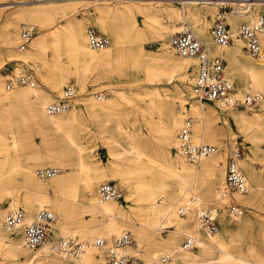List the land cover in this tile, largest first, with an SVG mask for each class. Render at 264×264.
Here are the masks:
<instances>
[{
  "label": "bare ground",
  "instance_id": "6f19581e",
  "mask_svg": "<svg viewBox=\"0 0 264 264\" xmlns=\"http://www.w3.org/2000/svg\"><path fill=\"white\" fill-rule=\"evenodd\" d=\"M25 1L27 0L4 2L0 4V9ZM261 1L264 0H214V2L221 5H226L227 3L230 4L229 6H232L234 4L232 6V11L238 14L237 16H240L235 22L238 20H247L248 17L253 14V5L264 4V2ZM180 2L204 3L208 2V0H181ZM242 4H244L246 8H244ZM234 7H236L237 10ZM198 13L199 12H192L190 10H183L181 12L171 10V12L166 15V17L170 18L169 20L153 22L154 24L150 26L145 23L146 25H144V27L135 25L131 20L128 21V24L123 20H103L101 27L103 31L107 33L111 42L102 48H94L88 44L86 35L87 30L85 31L84 26L76 25L72 30L70 37V52L75 58L74 62L76 66L74 69H71L70 66L66 67L65 72H61L60 68L58 66L56 67V72L52 76V84H50L54 91L59 90L65 81H69L70 76H72L73 81L78 82V80H82L80 78L81 75L83 76L86 72H90L93 69L109 75H123L127 74V67H130L132 69L135 68L134 70H137L141 78L145 77L152 79V84H150L148 88L151 89L154 94L150 98H146L145 96L134 98L127 93L115 92L111 88H108V96L102 94L95 95V98L99 99V101H94L92 98L86 101V99L82 97H74L73 104L68 108L59 113L48 114L45 110V106L49 99V93L46 90H41V92L40 90L38 91V88H36V85L34 86L32 80L25 84H16L14 82L13 86L8 89L6 88V84L3 85L0 81V125L8 123L10 126L11 124L9 120L6 119V108L8 107L3 106L1 102L5 101L8 103L6 105L10 106L12 103L15 104L19 101H24L25 97L32 96L33 99L30 100L32 105L30 106L29 117L32 119L34 126L43 133V143L50 147L49 154L52 156L50 158L48 155V159H58L57 154H61L62 157H67L72 154L74 164L77 165L74 171H72L76 172V181L78 184L82 182L83 192L86 193L84 194V196H86L83 197L82 200H78L79 187L68 174H62L44 182L34 180L30 175L31 169L22 162V157L17 149L16 132H14L12 126H10L7 135H0L1 143H3L0 147V184L13 181L14 177L12 174L18 173L22 175L20 180L21 185L13 189V191L8 187H0V199L3 194L9 195L8 209L14 210L17 207H22L24 221L26 222L31 221L40 209L47 208L55 213V219L53 220L55 221V225H58V223H61L63 226L65 225L62 229L65 230L66 233H73V235H78L80 233L81 240L85 242L86 246L78 255L59 253V255H63L60 257L49 252L52 244L49 246L44 240L39 246L37 245L34 247V251L28 254L25 248V246H28L23 240V228L22 241L17 240L15 237H13L12 241H6L3 238V230L7 231L11 229L7 228L5 225V210L0 209V221L4 218L2 227L0 222V255L5 249L9 252L8 257H13L4 261V258H0V264L12 260L15 262L11 264H29L32 261H35L36 264H106L104 256L105 248L94 245L93 241L97 237L106 240L112 237V235H119L124 231L125 226L118 225L112 217L117 213L118 209L115 199L103 200L92 192L93 183L96 179L91 174L92 169L88 170L85 167L86 163L83 161L82 155V150L84 149L83 145L88 141L90 136L92 138L98 136L104 138V142L108 149H111L112 146L118 143L124 144L121 143V139L126 143V145H122V152L116 154H113V152L112 154H128L129 157L127 156V159L134 161L141 171L138 177L129 176L128 178L127 176L125 178L121 176L120 178L118 177V179L122 182H128L130 184V190L138 186L140 192H145L147 194L140 199L142 207L145 208L147 214L145 221L142 223H144L148 230L152 232V230H156L158 227L166 228L168 227V225H166L167 223L173 222L176 225L174 232H183L181 230L182 227L191 231L188 236L194 239L197 249L190 250L186 249L183 245L178 246L174 253L175 258L185 264H208L212 260L216 261L217 264H264V254L256 251L253 246L248 247L246 251H241L236 247L235 242L237 240L235 238L236 231L234 228L240 224L242 214L240 209L236 214L229 215L232 217L230 219L233 223L231 228L223 225V227L215 233L214 231L210 232L199 228L198 216L201 209H203V203H208L217 197V191L214 189L218 184L216 172L220 167L219 160H217L216 157L217 155H214L217 150L210 155L194 160L197 161L196 164L188 163L179 154H176L173 160H167L171 167L176 169H171L170 166H165L163 164L157 167V165L151 162L152 157L144 142V139L148 137H139L134 133V125L138 121H146V123L149 124V129H162L163 133L161 139L165 143L170 145L177 142L175 140V132L181 125L184 115L173 110V100L164 101L162 93H160L162 92V85L160 84H165L168 81L169 77H166L167 68H169L171 72L177 70L181 77V84L177 88V93L180 94V104L183 106V102L189 98L192 91L193 78L191 79L189 77L188 70L190 65L195 66L196 56H181L179 54L178 57L175 56L172 50L175 53L176 51L170 45L169 36L167 35L186 30L190 28L188 22H190V25L192 23L191 31L195 35L197 33L201 37L202 43L207 45H204L206 47L204 49H207L212 54L221 56V58L225 60V66H223L224 74L231 77L233 80L237 77L241 81L242 87H235L236 92L234 96L242 98L244 94L248 93L257 98L256 102L259 106V109L255 112L247 114L242 110L236 109L235 105L227 106L221 102L212 103H216V105H220L221 107H230L228 115L221 117L216 115L217 111L215 112V109L208 106L209 103L199 104L193 98L192 94L189 108L190 114L193 117L192 140L195 143L212 140L213 138L206 139L208 133L212 134L214 132L215 134L216 128L211 127V122L216 120L217 122H221L232 137V139L230 138L232 140L230 142V147L233 151L234 159L239 168H242L240 169L241 171L243 170L242 173L247 182V194L245 193L246 191L244 192L245 194L238 191L230 192L233 201L247 205L255 199L264 204V173L260 175L256 173L248 156L241 159L238 158L233 141L235 134L232 130L233 127H231L234 125L239 133L244 136L246 135L245 137L249 138L252 144L256 146L264 143V56L260 57L262 52H264V48L262 47L259 55L255 56L258 57L256 59L254 56L248 54L245 49L244 52L250 57L243 55L240 44V41L243 42V40L239 35L238 26H236L237 30L235 29V33L233 35L231 34V43L225 45L213 44L209 31V22L203 13ZM107 14L108 12L106 13L107 17L113 16V18H115V13L109 12V14ZM36 15L38 14L36 13ZM213 15L215 16L216 14ZM38 16L46 18L51 16V13L45 11ZM128 17L130 18L129 15ZM175 20L179 21L178 24H175ZM192 29L196 31V33ZM16 30L17 28L11 22H8L5 26L3 39L4 45L9 53L16 50L14 47L20 39V36L18 38L16 35ZM144 31H148L156 40H164L167 38L168 45L164 46V52L158 55V59L163 65L160 66L157 63L145 65L138 59L130 60L129 62L121 60L125 50L120 48L118 44L127 38L136 40ZM49 37L51 42L57 40L56 28L49 33ZM43 41L44 37L34 38L29 43L25 52H28L30 47H41ZM260 42L261 45L264 44V35L261 36ZM53 45L57 47L56 42H54ZM18 50L23 51L24 49L21 50L18 47ZM96 52H100V54ZM129 52H132L130 55H135L143 51L140 47L137 50H130ZM231 78L229 79L233 82ZM14 86L25 87L15 90L16 87L13 88ZM60 94L61 90L58 95L60 96ZM155 95H157V97H155ZM75 96L81 95L76 93ZM79 104H83L87 107L92 126L90 127L89 133L85 135H80V132L76 131V129L79 128L76 124ZM123 105L125 106L123 107ZM125 120H127V122ZM81 137L86 139V141H81ZM262 151L264 153V148ZM181 155L184 156L182 153ZM116 159L121 161L123 158L117 156ZM166 159L168 158L166 157ZM162 166L165 167L163 168ZM36 169H34L32 173L35 178H39L35 173ZM203 176L208 177L206 183H202L203 180H201V178ZM48 189L58 190L65 194L73 195L72 197L78 200L79 204H69L68 201L62 199L55 201V203H51L46 197ZM238 205L240 206V204ZM180 207L184 210L182 213L183 215L178 214V208ZM81 211H87L91 219L96 220L97 225L92 228L93 230L86 228L84 224L82 227L70 226L75 223L78 224V222L81 221ZM223 222L226 221L222 219V223ZM69 223L71 224L68 226ZM21 227L22 226L19 225L12 230H17ZM58 227L59 225L57 228ZM130 230L132 231L131 233H133V245H131L132 248L129 247L132 243L131 241L128 249L134 254H141V248L147 239L146 231L138 226ZM201 233L203 234V238L199 237ZM92 234L94 238L92 242H89L86 237ZM113 238H111L109 242H111ZM262 239L264 241V231L262 232ZM2 240L4 241L1 242ZM19 253L25 254V258L21 261L15 258ZM66 255L71 257L66 258ZM163 255H165V257L170 256L169 252H165ZM141 257L145 264H151L150 256L142 254ZM152 258L154 257L152 256ZM161 258L159 260H161Z\"/></svg>",
  "mask_w": 264,
  "mask_h": 264
},
{
  "label": "rangeland",
  "instance_id": "374dc122",
  "mask_svg": "<svg viewBox=\"0 0 264 264\" xmlns=\"http://www.w3.org/2000/svg\"><path fill=\"white\" fill-rule=\"evenodd\" d=\"M9 1L12 2L14 0H0V4ZM180 1L181 0H27L25 2L15 3L4 7L0 9V81L3 83V85H5V81L8 78H15L24 70L34 69L35 74L32 82L34 83V86L36 85L38 91L40 90L41 92V90H46L49 93V99L47 103L53 100L55 97L59 96L58 94L60 93V90L62 91V88L69 83H74L77 87L76 93L81 95L74 97H82L83 99H86V101L90 100L91 98L94 101H99V99L95 98L96 94L108 96V88H111L115 92L127 93L134 98H138L140 96L150 98L154 94L153 91L148 88L150 84H152V79L145 77L141 78V76L137 73V70H134L135 68L132 69L130 67H127V74L123 75H109L103 72L100 73L96 69H93L90 72H86V74L83 76H80L79 74L82 80H78V82L73 81L72 76H70V80L65 81V83L59 88V90L55 91L50 86V84H52V76L55 74L57 66L60 68L61 72H65V68L68 66H70L71 69H74L76 66V63L74 62L75 58L70 52L71 32L76 25L84 26L85 31L89 27L96 29L97 31L108 37L110 44L111 41L109 36L105 31H103L101 27L103 20H123L127 22L126 24H128V21L131 20L133 23H135V25L144 27V25H146L145 23L149 24L150 26L154 24L153 22L169 20L170 18L166 17V15L170 13L171 10H177L180 12L183 10H190L192 12H199L205 15V18L209 22V31L210 26L213 24V22L217 19H220L223 22L229 24V29L232 35L237 30L236 26H238L239 23L242 22V20H238L237 22H235L236 19L240 16H237L238 14H235L232 11V6L234 4L232 6H229L230 4L227 3L226 5H221L214 2V0H208V2L204 3ZM45 11L50 12L51 16L46 18H41L38 16L40 13ZM107 12L108 14L109 12L115 13V18H113V16L107 17ZM252 12L253 14L249 16L247 20L251 19L257 14H264V4L253 5ZM36 13L38 15H36ZM213 14L216 15L214 16ZM128 15L130 16V18L128 17ZM8 22L13 23V25L17 28L16 35L18 38L21 23L28 22L35 25L36 32L30 38L29 43L34 38L44 37V41L41 47H30L29 51L25 52V50L29 46L28 43L27 47L23 51H19V39L16 46L14 47L16 50L14 49L15 51L9 53L4 45L3 39L5 26ZM174 22L175 24H178L179 21L175 20ZM188 23L190 28L187 29L191 30L192 23L191 25L190 22ZM55 28L57 30V40H55L54 42H56L57 47L53 45L54 42H51V39L49 37V33ZM194 32L196 33V31ZM196 35L199 37L201 42H203L201 37L197 33ZM167 36H170V34ZM229 43H231V41ZM240 44L243 55H245L246 57H250L244 52L242 41H240ZM118 45L120 46V48H123L125 50L121 58V60H123L124 62L138 59L145 65L157 63L161 66L163 65V63L158 59V55L164 52V46L168 45V41L167 38L164 40H156L153 38L152 34H150L148 31H144L142 35L136 40L133 38H127L121 41ZM204 45L207 46L205 43H202L203 48H206ZM140 47L143 52L136 53L135 55H130L132 54V52H129L130 50H137ZM262 47L264 48V44L262 45ZM172 52L175 56L178 57L177 53H175L173 50ZM96 53L100 54V52ZM263 56L264 52H262L260 57ZM254 58L256 59L258 57L254 56ZM223 61V66H225V60L223 59ZM166 72V77H169L168 81L165 84H160L162 85V92L160 93H162L164 101L173 100L174 111H176L178 107H182L183 109L184 107H187L186 111L188 112V114H190L189 108L191 104L190 102L192 100V91L189 95V98H187L186 101L183 102L182 106L180 104V94L177 93V88L181 84L180 73L177 70L171 72L169 68H167ZM188 72L189 77L192 79L194 75V65H190ZM226 77L231 78L229 76ZM233 83L235 84V87H242L241 81L237 77L234 78ZM15 87V90H19L24 88L25 86H14L13 88ZM155 97H157V95H155ZM73 98L72 100H70V105L73 104ZM31 99H33L32 96H29L27 98L25 97L24 101H19L15 104L12 103L10 106L6 105L8 103H6L5 101L1 102L3 106L8 107L6 108V119H8L11 123L10 126H12V130L16 132L15 137L17 139V149L22 157L23 164L27 165V167L31 169L30 175L32 176V178L41 182L62 174H68L73 182L78 185V200H82L83 197L86 196H84V194L86 193L83 192L82 182H79L78 184V182L76 181V172L73 171L74 168L77 167V165L74 164L73 155L71 154L67 157H62L61 154H57L58 159H48V155L50 158L52 156L49 154L50 147L43 143V133L40 132V130L36 126H34L32 119L29 117L30 106L32 105V102L30 101ZM124 106L125 105H123V107ZM208 106L215 109V112L217 111L216 115L221 117L228 115V111L230 109V107H221L220 105H216V103H209ZM258 107L259 106L257 105V102L252 106H247L244 104L235 106L236 109L242 110L247 114L255 112L257 109H259ZM78 108V118L76 124L79 128L76 129V131L80 132V135H85L86 133H89L90 127H92L91 121L88 116L87 107H85L83 104H79ZM125 121L127 122V120ZM148 125L149 124H147L146 121H138L134 125V133H136L139 137H148L144 139V142L147 146L148 152L152 157L151 162L154 165L160 167V164H163L165 166L171 167L170 163L167 160H173L176 154H179L188 163H197V161H192L185 156H182L178 149L177 132L180 126L175 132V140L177 142L175 144L173 143L168 145L161 139L163 133L162 129L155 128V130H151L149 129ZM10 126L8 123L0 125V135H7L10 130ZM211 127L216 128L215 134L214 132L212 134L208 133L206 135V139H213L210 141L206 140L204 142L200 141L199 143H208L217 147V152L214 154L217 155L216 157L217 160H219L220 164L219 170H217L216 172L218 184L216 185V187H214V189L217 191V197L208 203H203L202 206V208H209L215 212V216L217 218V229L214 231L215 233L221 227H223V225L229 228H231L233 225L230 219L232 217L222 213L223 200L219 196V190L221 187H223L224 184V166L227 159L233 155V151L230 147L232 137L228 133L226 127L222 125L221 122H217V120L211 122ZM231 127H233L232 130L235 134L233 141L238 154V158L241 159L245 156H248L256 173H258V175L264 173V153L262 151V149L264 148V143L256 146L252 144L249 138L245 137L246 135L244 136L243 134L239 133L234 125H232ZM81 139V141H86V139L82 137ZM103 139L104 138L99 136L93 138L90 136L88 138V141H86V143L83 145V161L86 163L85 167L88 170L92 169L91 174L96 179L93 183L94 185L92 187V192L97 194L98 185L104 181H112L115 183V185L121 188L123 192V198L115 199L118 209L117 213L112 216L115 219L116 223L118 225H124V230H130L131 228L138 226L146 231L147 239L146 242H144L143 247L141 248V254H134L129 250L130 253L134 257H137L142 261L143 258L141 257V255L147 254L151 257V264H162L161 260L159 259L165 256L163 255L165 252H169L170 256H167L168 260L163 264H185L175 258L174 253L178 246H182V240L186 236H188L191 231L182 227L181 230L183 232H174L176 225L173 222L167 223L166 225H168V227L166 228L158 227L156 230H152V232L146 228V226L142 222L145 221V217L147 214L145 208L142 207L140 198L146 196L147 194L145 192H140L138 186L130 190V184L128 182H122L118 179V177L120 178L121 176L125 178L127 176L128 178L129 176L138 177L141 170L134 161L127 159L129 157L128 154L126 155L124 153H120L119 155H113L118 152H122V145H126L123 139H121L120 141L124 144L118 143L117 145L112 146L111 149H108L106 143L104 142L105 139ZM1 142L2 141L0 140V147L3 144ZM117 156H120L123 159H121V161H118L116 159ZM166 157L168 159H166ZM53 166L60 167L61 171L58 174L45 179H39L33 176L32 172L34 171V169ZM165 166L162 167L164 168ZM171 169L176 168L171 167ZM12 175L14 177V180L5 184H0V187H8L13 191V189L20 186L22 175L18 173H13ZM201 180H203L202 183H206L208 181V177L203 176ZM245 193H248V189ZM72 196L73 195L65 194L58 190L48 189L46 197L51 203H55V201L62 199L68 201L69 204H79L78 200H76ZM9 199L10 196L7 194H3L0 199V209L5 210V215L8 211H10L8 209ZM235 202L240 204V211H242L240 224L234 228V230L236 231L235 238L237 240L235 242L236 247L241 251H246L248 247L253 246L256 251L264 254V241L262 239V232L264 231V204H262L259 200L256 201L255 199L247 205L241 204L237 201ZM17 208L22 210V207ZM178 214L182 213L178 212ZM80 217L81 221L78 222V224L75 223L74 225H70L71 223H69L68 226L70 225L71 227H82L84 224L86 228L93 230L92 228L97 225L96 220L91 219L87 211H81ZM222 219L226 222L222 223ZM3 220L4 218L0 221L1 227L3 226ZM58 225L59 227L57 228ZM58 225H55V221L51 223L49 236L47 237V239H45L49 246L59 238L69 235L76 236L81 240L80 233L78 235H73V233H66V231L62 229L65 225L63 226L61 223H58ZM21 226L22 227L17 230H3V238L6 241H12L13 237H15L17 240L22 241L23 224ZM116 236L112 235V237L106 239V241L109 242L111 238ZM199 237L203 238V234L201 233ZM86 238L89 240V242H92L94 235H88ZM3 241L4 240H2L1 242ZM131 245H133V241L129 246L130 248H132ZM25 248L28 254L31 251L35 250V248H29L26 246ZM186 249L195 250L197 249V246ZM49 252L60 257L63 256L59 255L58 252H52V250L50 249ZM8 255L9 252L4 249L3 252H1L0 258H4L3 261L13 258L8 257ZM66 256V258L71 257L69 255ZM152 256L154 258H152ZM15 258L18 261H21L25 258V254L19 253ZM12 262L15 261H8L4 264H11ZM29 264H36V262L32 261Z\"/></svg>",
  "mask_w": 264,
  "mask_h": 264
},
{
  "label": "built area",
  "instance_id": "2783aa9c",
  "mask_svg": "<svg viewBox=\"0 0 264 264\" xmlns=\"http://www.w3.org/2000/svg\"><path fill=\"white\" fill-rule=\"evenodd\" d=\"M244 6V4H242ZM236 10L237 8L234 7ZM246 8V6H244ZM19 49H25L29 38L36 32V26L28 22L20 24L19 29ZM239 35L243 40V48L251 56L259 55L262 50L260 38L264 35V14H257L252 19L242 21L238 25ZM88 44L94 48H102L109 43V39L96 29L89 27L86 31ZM210 35L215 45H225L231 41L229 24L217 19L210 26ZM169 43L177 54L181 56H196L195 73L192 84L193 98L199 103L221 102L224 105H254L257 98L248 93L242 98L235 97V86L233 82L225 76L221 56L210 53L202 46L200 39L191 31L183 30L174 32L169 36ZM35 70L27 69L15 78H8L5 81L6 88H11L14 84H25L34 78ZM77 87L74 83H69L62 88L61 94L56 99L49 101L45 110L48 114H55L68 108L70 100L76 95ZM187 107H178L177 112L182 113L181 125L177 132V140L180 152L189 160H198L210 155L217 150V147L208 143H195L192 140L193 117L186 111ZM61 171L60 167H44L35 170L39 178H48ZM247 190V182L244 174L237 165L234 156H230L224 166V184L220 188V198L223 200V213L226 215L236 214L240 206L233 201L230 192L238 191L244 193ZM97 196L103 200L123 198L121 188L112 181L101 182L97 187ZM179 213L184 210L178 208ZM55 219L54 214L45 209H40L34 218L29 222H24V215L21 209L10 210L5 215V225L9 229H14L23 224V240L29 248H34L47 239L50 233V226ZM199 228L206 231L217 229V218L215 212L209 208H203L198 216ZM132 241L130 230H124L114 237L111 242L104 238L97 237L93 244L105 248L106 264H145L141 259L134 257L128 246ZM185 248L196 246L195 241L190 236L182 240ZM85 242L76 236L61 237L51 245V250L58 253L78 255L85 249ZM168 257L163 256L161 263H165ZM208 264H217L210 261Z\"/></svg>",
  "mask_w": 264,
  "mask_h": 264
}]
</instances>
